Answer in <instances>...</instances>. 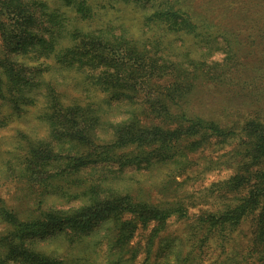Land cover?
Masks as SVG:
<instances>
[{"label": "trees", "instance_id": "16d2710c", "mask_svg": "<svg viewBox=\"0 0 264 264\" xmlns=\"http://www.w3.org/2000/svg\"><path fill=\"white\" fill-rule=\"evenodd\" d=\"M250 9L264 17V0H0V187L15 183L29 200L15 208L0 197V264H88L37 243L61 233L81 243L107 221L120 251L139 226L153 224L141 264L149 262L153 237L172 216L188 220V203L154 202L140 180L124 195L99 194L109 175L127 171L147 174L164 192L196 166L191 154L238 136L190 105L198 88L234 70L236 53L222 38L236 18L245 25L238 11ZM33 120L39 133L28 131ZM241 132L245 155L218 149L235 159V173L210 187L243 195L190 221L183 252L164 238L159 264H191L204 233L208 243L237 231L244 239L248 223L250 251L238 262L226 257L243 264L258 254L251 264H264V125L247 121ZM226 165L211 161L204 172ZM121 253L99 255V264L138 256Z\"/></svg>", "mask_w": 264, "mask_h": 264}, {"label": "rangeland", "instance_id": "374dc122", "mask_svg": "<svg viewBox=\"0 0 264 264\" xmlns=\"http://www.w3.org/2000/svg\"><path fill=\"white\" fill-rule=\"evenodd\" d=\"M241 15H243L242 19L245 25L242 26L241 22L238 23V19L236 18V25L239 26H235L234 21H232L231 27L226 31L225 38H222L224 49L227 50V46H229L231 49L234 48L236 53L235 61L229 64L230 66L234 64V70H227L222 75L226 76L229 80L226 78L222 83L209 81L202 89L198 88L197 91H199L191 100L190 105L192 111L198 113V115L208 116L217 121L221 126L227 128L236 127L237 130L235 132H238V136L229 140L223 148L210 146L200 150L198 153L191 154L188 159L195 164L197 163L196 166H191L184 174L177 177L176 181L170 183L169 189L164 192L160 190L159 186L153 184V180L149 181L150 178L147 174L127 171V173L117 174L118 176L115 178L113 175H109L107 187L99 194L102 197L111 196L112 198L113 196L124 195L122 190L134 189L136 182L140 180L141 185L145 186L144 190H150V200L154 202L158 200L171 202L181 198L188 203V220L177 219L175 216H172L165 223L163 230L155 238L153 237V245L150 249L152 258L148 260L147 264H159L161 262L164 238H174L172 244L177 246V251L180 249L183 252L186 247L183 249L185 245L180 242L187 240L188 231L190 233L189 225L194 218L218 213L226 206L231 205L235 198L244 193L241 190L225 193L224 191L220 192L217 188L210 187L212 184L226 181L235 173L233 170L236 165L235 159L231 157L221 159L219 156L222 150L223 154L228 152V150H236L245 155L243 152L245 147L241 146L242 140H245L241 132L243 125L247 121H254L264 125V17H261L256 11H252L251 9L243 13L238 11V16ZM219 54L221 55L222 53ZM219 57V55H215L213 58ZM12 126L11 124L10 127ZM18 126H22L23 128L24 124L14 123V127L12 128L16 129ZM28 126L29 132L31 130L33 132H40L37 131L40 125L35 120L31 121ZM6 134L7 131L1 132L0 138L2 139ZM218 149L222 150L218 151ZM224 160H227L226 166H211V168H208L210 170L204 172L206 170L205 167L211 161L222 162ZM238 163H240V156H238ZM238 174H241L240 170H238ZM16 187L15 183H5L0 187V197L8 206L15 208L19 207L21 203L29 201H24L21 198L22 194H20ZM212 190L215 191L212 193ZM33 200V197L30 198V201ZM53 204L56 207L61 206L59 202H53ZM112 227V222L107 221V223L100 225L96 229L94 236L83 237L85 235H79V232H76V236L83 237L81 243H78L75 238L71 240L69 237L62 236L64 234L61 233L60 237L38 242V248L46 253L59 254L60 256L65 255L64 258L68 256L79 258L80 261L88 264H99V255L102 260V256L108 253L122 252L121 254H123L125 250L127 253H130L134 249L138 256L132 264H141L145 258L144 253L147 247V239L151 237L154 225L139 226L127 249L122 251L112 245L117 237ZM69 233L66 232V234ZM198 234H201V232ZM204 235L206 234L204 233ZM204 235L200 237L199 243H194L197 257L194 258L191 264H235L230 261L228 262V257L226 256L234 258L238 262L242 255L250 251L249 245H251V240L253 239L249 223L245 224L242 228L241 235L244 236V239L238 235L237 231L230 235L226 243L224 242L225 240H220L219 237L212 239L208 243L207 240L202 241ZM198 237L199 235H197ZM64 239H70V242H66ZM91 240L93 242L96 241V247H91ZM190 245H192V242ZM262 252H264L263 247L261 254ZM91 254H95L94 260ZM258 257V254L254 255L249 263L243 264H251Z\"/></svg>", "mask_w": 264, "mask_h": 264}]
</instances>
